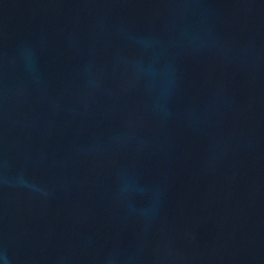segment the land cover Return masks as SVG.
<instances>
[{"label":"water","instance_id":"95a60500","mask_svg":"<svg viewBox=\"0 0 264 264\" xmlns=\"http://www.w3.org/2000/svg\"><path fill=\"white\" fill-rule=\"evenodd\" d=\"M0 264H264V0H0Z\"/></svg>","mask_w":264,"mask_h":264}]
</instances>
